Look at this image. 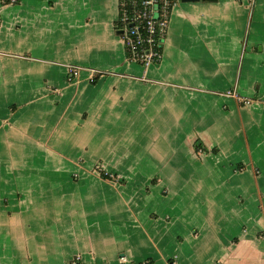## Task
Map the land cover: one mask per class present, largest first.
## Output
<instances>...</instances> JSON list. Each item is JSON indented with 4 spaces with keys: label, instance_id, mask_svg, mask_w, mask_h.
<instances>
[{
    "label": "crops",
    "instance_id": "crops-1",
    "mask_svg": "<svg viewBox=\"0 0 264 264\" xmlns=\"http://www.w3.org/2000/svg\"><path fill=\"white\" fill-rule=\"evenodd\" d=\"M127 1L0 0V264H264V0L177 2L148 69Z\"/></svg>",
    "mask_w": 264,
    "mask_h": 264
},
{
    "label": "built area",
    "instance_id": "built-area-1",
    "mask_svg": "<svg viewBox=\"0 0 264 264\" xmlns=\"http://www.w3.org/2000/svg\"><path fill=\"white\" fill-rule=\"evenodd\" d=\"M181 0H132L122 3L117 25L122 31L128 58L146 69L160 62L163 56V41L166 36L173 7ZM256 0H247L252 6ZM72 76H78L80 67H68ZM95 72V71H93ZM93 78L91 77V80ZM237 97L235 90L225 93ZM123 257L119 264H126ZM148 261L145 262L147 264ZM71 264H85L76 256ZM107 264V263H104Z\"/></svg>",
    "mask_w": 264,
    "mask_h": 264
},
{
    "label": "rangeland",
    "instance_id": "rangeland-1",
    "mask_svg": "<svg viewBox=\"0 0 264 264\" xmlns=\"http://www.w3.org/2000/svg\"><path fill=\"white\" fill-rule=\"evenodd\" d=\"M246 101H249V100H246ZM91 171H93L94 173L91 172L90 175L98 176L100 174L99 176H101L102 173H105V176H106L105 178L110 179V180H116V181L119 180V176L116 173H111L109 171H107V172L105 171V164L104 163H100V162L95 163L91 167ZM73 177L76 180L77 178L79 179L80 175H79V173H74Z\"/></svg>",
    "mask_w": 264,
    "mask_h": 264
},
{
    "label": "water",
    "instance_id": "water-1",
    "mask_svg": "<svg viewBox=\"0 0 264 264\" xmlns=\"http://www.w3.org/2000/svg\"><path fill=\"white\" fill-rule=\"evenodd\" d=\"M182 1H198V0H182ZM210 1H215V0H210ZM122 33V31H120Z\"/></svg>",
    "mask_w": 264,
    "mask_h": 264
},
{
    "label": "trees",
    "instance_id": "trees-1",
    "mask_svg": "<svg viewBox=\"0 0 264 264\" xmlns=\"http://www.w3.org/2000/svg\"><path fill=\"white\" fill-rule=\"evenodd\" d=\"M118 27H119V26H118ZM118 30H120V28H118ZM102 175H103L104 177H106L105 174H102Z\"/></svg>",
    "mask_w": 264,
    "mask_h": 264
}]
</instances>
